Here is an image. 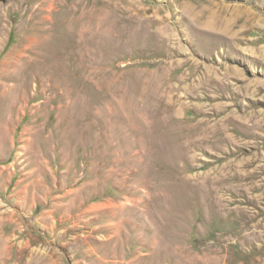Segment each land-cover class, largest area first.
<instances>
[{"label": "rangeland", "instance_id": "374dc122", "mask_svg": "<svg viewBox=\"0 0 264 264\" xmlns=\"http://www.w3.org/2000/svg\"><path fill=\"white\" fill-rule=\"evenodd\" d=\"M0 264H264V0H0Z\"/></svg>", "mask_w": 264, "mask_h": 264}]
</instances>
